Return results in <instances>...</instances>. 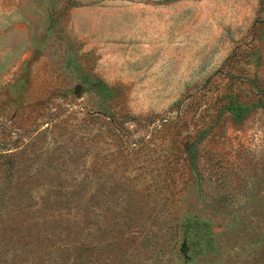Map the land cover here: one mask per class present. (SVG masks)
Returning a JSON list of instances; mask_svg holds the SVG:
<instances>
[{"label":"rangeland","instance_id":"obj_1","mask_svg":"<svg viewBox=\"0 0 264 264\" xmlns=\"http://www.w3.org/2000/svg\"><path fill=\"white\" fill-rule=\"evenodd\" d=\"M256 87L264 0H0V264H264Z\"/></svg>","mask_w":264,"mask_h":264},{"label":"trees","instance_id":"obj_2","mask_svg":"<svg viewBox=\"0 0 264 264\" xmlns=\"http://www.w3.org/2000/svg\"><path fill=\"white\" fill-rule=\"evenodd\" d=\"M92 85L96 94H98L102 98H108L111 95L110 87L102 80H94L92 81ZM259 88L260 92V100L259 102H255L252 104H246L242 102L232 103V107L230 109L231 114L233 115L234 121L237 123L244 122L246 118L250 115V113L255 108H262L264 110V87H256ZM207 223L202 221L201 219H197L192 223H188L185 225L183 240L181 243V249L184 254H188L190 257V253L202 251V243H201V229ZM193 236H196L195 238Z\"/></svg>","mask_w":264,"mask_h":264}]
</instances>
